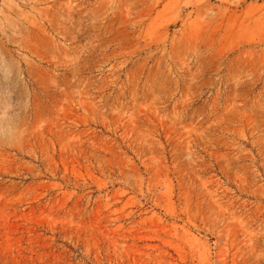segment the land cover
<instances>
[{"label": "rangeland", "instance_id": "rangeland-1", "mask_svg": "<svg viewBox=\"0 0 264 264\" xmlns=\"http://www.w3.org/2000/svg\"><path fill=\"white\" fill-rule=\"evenodd\" d=\"M0 264H264V0H0Z\"/></svg>", "mask_w": 264, "mask_h": 264}]
</instances>
